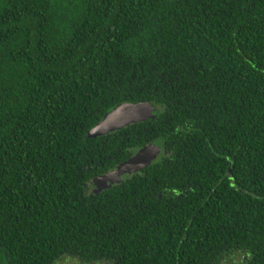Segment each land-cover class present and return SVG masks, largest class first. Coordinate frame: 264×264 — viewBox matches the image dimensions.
<instances>
[{"label": "trees", "instance_id": "1", "mask_svg": "<svg viewBox=\"0 0 264 264\" xmlns=\"http://www.w3.org/2000/svg\"><path fill=\"white\" fill-rule=\"evenodd\" d=\"M66 257L264 264V0H0V264Z\"/></svg>", "mask_w": 264, "mask_h": 264}, {"label": "water", "instance_id": "2", "mask_svg": "<svg viewBox=\"0 0 264 264\" xmlns=\"http://www.w3.org/2000/svg\"><path fill=\"white\" fill-rule=\"evenodd\" d=\"M155 115L156 109L148 102L120 103L105 113L102 119L94 124L90 129V134L92 136L103 135ZM159 152V147L153 143L139 148L130 158L101 175L98 180L99 187L107 186L110 182H119L121 176L140 171L143 167L150 164L158 156Z\"/></svg>", "mask_w": 264, "mask_h": 264}, {"label": "rangeland", "instance_id": "3", "mask_svg": "<svg viewBox=\"0 0 264 264\" xmlns=\"http://www.w3.org/2000/svg\"><path fill=\"white\" fill-rule=\"evenodd\" d=\"M159 155V154H158ZM53 264H79L77 260H74L72 258H62L58 259L55 263ZM102 264V263H99Z\"/></svg>", "mask_w": 264, "mask_h": 264}]
</instances>
